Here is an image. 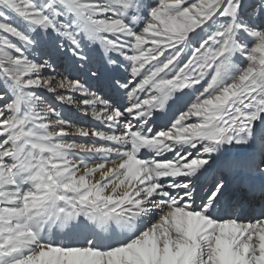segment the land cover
Returning <instances> with one entry per match:
<instances>
[{
  "label": "snow or ice",
  "instance_id": "obj_1",
  "mask_svg": "<svg viewBox=\"0 0 264 264\" xmlns=\"http://www.w3.org/2000/svg\"><path fill=\"white\" fill-rule=\"evenodd\" d=\"M0 264H264V0H0Z\"/></svg>",
  "mask_w": 264,
  "mask_h": 264
},
{
  "label": "rangeland",
  "instance_id": "obj_2",
  "mask_svg": "<svg viewBox=\"0 0 264 264\" xmlns=\"http://www.w3.org/2000/svg\"><path fill=\"white\" fill-rule=\"evenodd\" d=\"M66 114L74 121L79 120V114H77L73 109H69Z\"/></svg>",
  "mask_w": 264,
  "mask_h": 264
},
{
  "label": "bare ground",
  "instance_id": "obj_3",
  "mask_svg": "<svg viewBox=\"0 0 264 264\" xmlns=\"http://www.w3.org/2000/svg\"><path fill=\"white\" fill-rule=\"evenodd\" d=\"M241 196H243V195H241ZM241 198H243V197H241ZM242 216H250V213L246 215L244 212H242Z\"/></svg>",
  "mask_w": 264,
  "mask_h": 264
}]
</instances>
